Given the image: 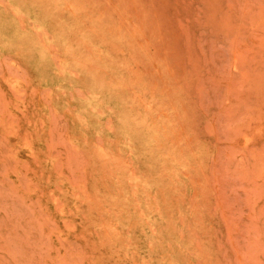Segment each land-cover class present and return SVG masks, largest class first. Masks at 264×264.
<instances>
[{"label":"rangeland","instance_id":"obj_1","mask_svg":"<svg viewBox=\"0 0 264 264\" xmlns=\"http://www.w3.org/2000/svg\"><path fill=\"white\" fill-rule=\"evenodd\" d=\"M0 264H264V0H0Z\"/></svg>","mask_w":264,"mask_h":264}]
</instances>
